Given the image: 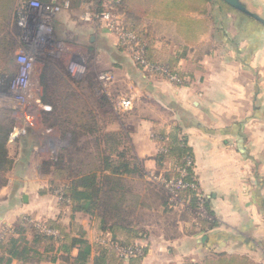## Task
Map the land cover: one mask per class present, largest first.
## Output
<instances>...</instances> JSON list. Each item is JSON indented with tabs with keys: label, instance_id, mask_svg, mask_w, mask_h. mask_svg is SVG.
<instances>
[{
	"label": "crops",
	"instance_id": "obj_1",
	"mask_svg": "<svg viewBox=\"0 0 264 264\" xmlns=\"http://www.w3.org/2000/svg\"><path fill=\"white\" fill-rule=\"evenodd\" d=\"M239 2L248 13L221 0H204L199 10H184L181 23L149 14L144 24L153 28L151 54L174 61L184 74L182 85L146 76L117 51L114 37L106 36L110 43L106 64L110 70L117 69L115 52L120 54V65H126L122 77L137 83L134 98H139L141 113L129 137L133 156L141 161L144 172L129 178L135 180L138 196L145 199L146 182L159 184L163 173L174 167L171 162L164 168L156 166L154 156L161 146L151 141L150 132L165 131L166 140L182 135L193 154L197 190L205 197L213 220L209 228L192 224V219L181 215L182 204H178L175 210L181 211L180 219H173L178 238L160 235L147 247L156 264H180L199 257L202 261L209 254L254 264L264 260V0ZM93 28L79 26L82 41L87 37L96 43ZM101 31L106 28L102 26ZM25 151L34 149L30 146ZM24 157L29 154L24 156L23 151ZM25 164L15 163L10 170L16 182L14 199L6 203L7 212L0 209V223L13 222L25 212L16 204L26 203L24 188L38 190L29 181L36 176L27 174ZM155 205L163 213L161 203Z\"/></svg>",
	"mask_w": 264,
	"mask_h": 264
},
{
	"label": "trees",
	"instance_id": "obj_2",
	"mask_svg": "<svg viewBox=\"0 0 264 264\" xmlns=\"http://www.w3.org/2000/svg\"><path fill=\"white\" fill-rule=\"evenodd\" d=\"M73 1L75 5H79L85 0ZM92 1L97 11L105 10L111 15L114 13L119 15V21L117 20L119 26L136 35L144 43L146 61L166 70V73L154 71L152 75L176 85L184 83V74L175 67L174 61L156 59L152 56L150 46L153 35H150L149 27L144 23L149 18V14H162L164 18L171 17L181 23L183 11L199 10L204 0ZM31 2L50 6L56 0H0V79L6 83L13 78L15 72L13 70L16 67L13 53L18 42V19L21 11ZM44 59L41 102L48 108L44 109L43 113L48 118V115L55 110L57 111L55 121L61 127L64 125L63 122H70L73 125L70 129H65V132H71V142L60 150L62 155L57 160L51 161L54 164L51 167L55 166L56 174L60 173L59 176L67 180L58 191L59 197L65 200L60 199V202L70 208L72 218L76 214L88 216L96 232L107 235L111 243L109 247L91 243L83 227L78 223L72 222L75 228H69L62 224L58 217L42 221V225L46 228L57 230V235H54L40 230L30 223L28 217L20 215L12 222L9 230H1L4 232L0 238V264H40L44 260L51 263L60 261L62 264H123V258L119 255L118 249L133 246L136 239L141 237L139 233L142 227L138 226V221L144 220L142 209L147 205L145 199L161 203L163 213H170L175 203L170 200V194L161 183L146 182L145 189L148 196L145 199L138 196L137 184L129 177L131 174L139 176L144 172L141 161L136 159L133 153L129 154V149H126L125 145H122L123 150L120 149L119 145L123 142L118 139V133L97 135L102 132L96 121L90 118L92 109L86 106L81 93L66 87L68 85L66 76L69 74L67 71L64 72L65 68H62L54 56L47 55ZM90 71L87 69L84 73L91 74ZM143 72L148 76L149 71ZM170 76H175L176 79H170ZM84 82L91 88L95 81L89 75ZM96 101L103 102L97 98ZM9 111L7 108L0 107V186L5 183L7 173L15 165V161L9 159L7 155V142L13 125ZM68 116L76 118V121L72 118L66 119ZM154 132L155 140L167 150L155 154L156 166L164 168L166 163L171 162L174 168L186 169L187 175L183 177L184 180L197 181L193 172V154L184 137L181 135L172 140H166L168 134L165 131ZM80 137L91 140L93 145L89 144L91 147L86 151L81 149L78 142ZM101 144L102 147H100ZM186 158H190L191 167L185 166ZM48 165H50L49 162L45 163V167ZM163 175L166 179L180 177L179 172L174 169L164 172ZM197 189L198 187L187 188L178 192L177 201H179L178 204H182L181 215H186L189 220L192 219V224L209 228L213 225V220L206 199L204 204L211 219L201 217L196 211L199 195H201ZM28 231L31 233L30 237L26 236ZM144 248L146 252L147 247ZM75 249L76 253L72 255ZM210 262L212 264H254L246 259L232 256H219ZM180 264L205 263L187 260Z\"/></svg>",
	"mask_w": 264,
	"mask_h": 264
},
{
	"label": "rangeland",
	"instance_id": "obj_3",
	"mask_svg": "<svg viewBox=\"0 0 264 264\" xmlns=\"http://www.w3.org/2000/svg\"><path fill=\"white\" fill-rule=\"evenodd\" d=\"M75 4L76 3L73 0H68V4H65V0H56L54 4L56 10L53 11L51 15V30L53 36L57 40L56 44L58 46L55 48L58 51L56 54L58 55V58L56 59L60 62L62 68H65V71H63L65 73L67 71V73L69 74L68 76H66L68 81V85L66 87L68 89H71L72 91H75L76 93H81L86 106L92 109H90V118L93 119V121H96L100 132H102H98L99 134L97 135H103L105 133L111 132L118 133V139L123 142L119 145L120 149L123 150L122 145H125V148L129 149L128 153L131 154L133 153V146L131 145V137L129 136L134 129L132 125L137 122V117H139L141 113L139 98H137L136 96L134 98V91L137 90V83L135 81L136 79L124 80V78L122 77L121 69L124 70L126 65H123V63L122 66L120 65V54L115 52V57H118L117 60H119L117 61L115 59V61H117V65H115L117 69L110 70V67L106 64V61L109 60L106 46L110 44L107 43L106 36L108 35L114 37V40L116 41L115 44L117 45L116 47L118 48L117 51L119 53H125V55H127L130 60L133 61L135 67H138L139 69H143V67H140L139 63L134 62V60L132 59V53L126 46L122 45L121 40L114 29H106V32L103 33L101 31L102 26L108 24L112 19L115 24L113 28L119 25V15L115 13L111 15V13L108 12L107 20L106 18H100V16H94L97 13L94 2L91 4L89 3V1L85 0L79 5ZM51 6L52 5L47 7L50 8ZM85 13L90 15L88 17L89 19L81 17V15ZM81 24H89L94 27L93 29L96 31L94 34L96 43H90L87 37L84 38L83 41L81 40L78 31V28ZM150 35H153L152 27L150 29ZM134 36L136 37V35ZM21 45H23V43L17 42L14 49L15 51L13 53L16 63V67L13 70L15 71L13 78L8 83L0 79V89L2 90H0L1 92H3V89H6L12 84V80L14 79V77L20 75V64L17 61L16 52L19 48H22ZM34 57V63L36 65L35 68L37 69L41 65L39 79L36 80L38 88L40 89L38 102L39 104L27 105L28 103H26V105H21L20 102H17L21 106H19L18 104L17 106L16 104H12L13 107L11 108L8 107V103L0 101L1 108H7L10 110L9 114L13 121L12 128L16 124H21L27 127V131L25 132L23 138L19 143L17 142L16 144L17 147L18 144H20V147L18 148L20 151H18L17 153V156L20 155V158L18 157L16 159H13V161H15V163L21 164L26 163L25 165L27 167L25 169L27 174L31 175V177L36 176L32 178V180L29 179V181H32L34 183V187L37 186L38 188L37 192L34 191L33 188H24L25 190L23 193L27 197V202L23 204L22 202L20 203L19 201H16V204L20 207V209L23 208V210H25V212L23 211L21 213L22 215H24L23 217H28L30 219V223L40 228V230L43 226L41 223L42 221L58 217L62 224L68 226L69 228H75V223L80 224L86 232V236L89 238L88 240L91 243L107 245L109 247V244L111 242L108 240V236L98 234L92 222L90 223L88 217H79L75 215L72 218L70 216V208L65 207L63 203L60 202V199L63 201L65 200L62 199V197H59L60 192L58 191H60L62 184H66L65 182H67V180L61 178L59 176L60 173L56 174L55 166L51 167V165H54L51 161H54L55 159L57 160L59 156L62 155V153H60V150L67 146L69 142H71V132L69 131V133H67L65 132V129H70V127H72L73 125H71L70 122H63L64 125L61 127V125L55 121V117L57 115V111L55 110L51 115H48V118H46V115H44L43 110L45 105L41 102L43 96L41 76H43V65L45 59L40 56ZM72 59H75L78 63L80 62L81 64L85 65L86 70L90 69L91 71L89 73H92L85 74L77 72L73 74L68 72L67 66ZM141 71L143 73L144 70ZM89 75L91 76V79H94L95 81L94 85L91 88H89L88 84L84 82V80H86V77H88ZM105 75L109 78H100ZM23 92V87H21L20 89L16 90V92L13 94V97L18 95L21 96ZM130 93H132L131 95L133 97V103L130 109L125 110L120 107L119 101L121 98H124L127 95L129 96ZM96 98L100 99L101 101L103 100V102H97ZM17 107H19V110L16 109ZM69 118H72L74 119V121H76V118L70 116H68L66 119L70 120ZM27 121L29 123H27ZM42 130H45L46 133L42 134ZM150 133L149 137L151 141L157 142L155 140V132L151 131ZM80 138L81 139H79L78 142L81 145V149L83 148L86 151L87 149H89V147H91L89 144H91L92 141H89L87 138ZM46 139L48 141H46ZM16 146H13L9 149V153L13 156L14 152H16ZM30 146H32L34 151L29 153L30 150H25ZM100 147H102V144L100 145ZM23 151L24 156L25 152L29 154V158H21V154L23 153ZM47 162H49L50 165L45 167V163ZM169 170L171 171L172 169ZM10 173V171L7 173L5 183L0 186V209L2 208L3 212H7L8 210L5 208L6 203H12L14 199L13 193L16 182H12V176ZM135 178H137V176ZM48 187L50 189H48ZM144 192L145 197H147L148 193H146V191ZM145 201L147 205L142 209L144 213V220L138 221L139 225L137 224L139 227H142V231L140 230L139 233L141 237L136 239L133 246L122 248H136V250L139 252H136V256H124L121 254V248H119V255L124 260H122L123 264H156V259H154L153 253L149 252L147 248L146 252H144V247L150 248V245L158 240V236L160 235H163L165 237L172 236L178 238V232L176 231V228H174L173 219H180L181 211L175 210L177 207L178 209L180 208L178 205L179 201H176L177 204H175L174 206L172 205V211L170 213H160V209H158V206L155 205V201H150L149 199H145ZM205 212L207 213L206 208ZM72 222L74 224H71ZM11 225L12 222L0 223V231L4 229L9 230L8 228ZM51 233L57 235V230L52 229ZM26 236L30 237L31 233L28 231L26 233ZM75 253L76 249L72 251V255H75ZM204 257L205 259H203L202 261H200L202 257L197 258V260L195 261L199 263L212 264L210 261L217 258L215 256H212V254L204 255ZM40 264L62 263L60 261L51 263L44 260Z\"/></svg>",
	"mask_w": 264,
	"mask_h": 264
},
{
	"label": "built area",
	"instance_id": "obj_4",
	"mask_svg": "<svg viewBox=\"0 0 264 264\" xmlns=\"http://www.w3.org/2000/svg\"><path fill=\"white\" fill-rule=\"evenodd\" d=\"M87 1H89V3L91 4L93 3L92 0ZM54 4L50 8H48L47 6L31 2L20 13L18 19V26L21 29V33H26L29 37L24 38L18 35V42L23 43V45H21L22 48H19L16 52L17 61L20 64V75L14 77V79L12 80V84L10 83V86H8L6 89H3V92H1L2 90L0 89V101L8 103V107L12 108L14 104H16L17 106V102H20L21 105H26V103H28L27 105L39 104L38 102L40 89L38 88L36 80L39 79L41 65L37 69L35 68L36 65L34 63V56H40L44 58L47 55H50L54 56L55 58H58V55H56L58 51L57 49H55L56 47H58L56 44L57 40L53 36L51 30V15L53 11L56 10ZM65 4H68V0H65ZM89 16L90 15H88L87 13L81 15V17H84L85 19H89ZM94 16H100V18H106L108 20L107 11H97ZM112 20L109 21L108 24H106V22V25H104V27L110 30L114 29V31L118 34L122 45L126 46L128 50L132 53V59L135 63H139L143 67V70L149 71V75H152V72L154 71H162L166 73V70L163 67L151 64L146 61L144 57V43H142L137 36L135 37L133 33L125 31L119 25L113 28L115 24ZM67 69L68 72L75 74L77 72L84 73L86 67L80 62L78 63L75 59H72L69 65L67 66ZM104 77L109 78L106 75L100 78L102 79ZM170 79L176 78L175 76H170ZM21 87H23L24 90L23 94L21 96L18 95L13 97V94L16 92V90L20 89ZM119 102L121 108L125 110L130 109L133 103V97L131 93L129 94V96L127 95L124 98H121ZM47 108L48 107L45 105L44 109ZM16 109L19 110V107H17ZM27 123L29 122L27 121ZM26 128V126L16 124L11 129L7 142V155L9 159L13 160L18 157L20 158V155L17 156L18 151H20L18 149L20 147V144H18V147L16 146V144L17 142L19 143L20 140L23 138L25 132L27 131ZM43 133H46V131L42 130V134ZM13 146H16V152H14V156L9 153V149ZM159 151L166 152L167 150L164 146H162ZM191 164L192 163L190 158H186L185 166L189 167L191 166ZM179 174L180 177H178L177 179H166L165 177H160L159 179L164 189H166L167 192L170 194V200L175 204L177 203L176 201L178 200V192L180 190L187 188L195 189L197 187V181H186L183 179V177L187 175V171L185 168H180ZM204 203L205 198L203 197V195H199V201L196 209L197 214L201 217L211 219V217L208 216V214L205 212ZM41 230L46 231L48 233H51L52 231V229L50 230V228H46L45 226H42ZM3 232L4 231H0V238ZM120 250L121 254L124 256H136V252H139L136 250V248H121ZM259 264H264V260H262Z\"/></svg>",
	"mask_w": 264,
	"mask_h": 264
},
{
	"label": "water",
	"instance_id": "obj_5",
	"mask_svg": "<svg viewBox=\"0 0 264 264\" xmlns=\"http://www.w3.org/2000/svg\"><path fill=\"white\" fill-rule=\"evenodd\" d=\"M222 1H224L226 4H228L230 7L234 8L236 10H239V11H242V12H245V13H248L246 11V9L244 8V6L239 2V0H222ZM252 16L255 17V18H258L255 15H252ZM18 35L21 36V37H24V38L29 37L28 34L23 33V32L21 33V29L20 28H19ZM29 44H31V43H29ZM22 200L24 202H27V197H26L25 194L22 195Z\"/></svg>",
	"mask_w": 264,
	"mask_h": 264
},
{
	"label": "bare ground",
	"instance_id": "obj_6",
	"mask_svg": "<svg viewBox=\"0 0 264 264\" xmlns=\"http://www.w3.org/2000/svg\"><path fill=\"white\" fill-rule=\"evenodd\" d=\"M40 44H44V43H40Z\"/></svg>",
	"mask_w": 264,
	"mask_h": 264
}]
</instances>
